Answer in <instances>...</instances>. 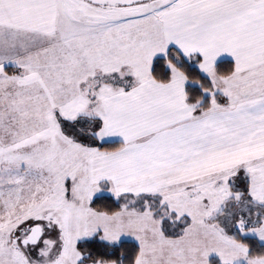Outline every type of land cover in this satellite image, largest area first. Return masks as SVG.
Wrapping results in <instances>:
<instances>
[{
    "label": "snow or ice",
    "instance_id": "snow-or-ice-1",
    "mask_svg": "<svg viewBox=\"0 0 264 264\" xmlns=\"http://www.w3.org/2000/svg\"><path fill=\"white\" fill-rule=\"evenodd\" d=\"M0 264H264V0H0Z\"/></svg>",
    "mask_w": 264,
    "mask_h": 264
}]
</instances>
